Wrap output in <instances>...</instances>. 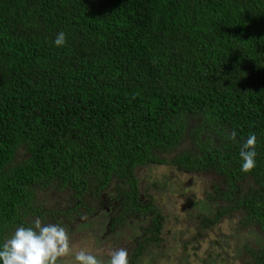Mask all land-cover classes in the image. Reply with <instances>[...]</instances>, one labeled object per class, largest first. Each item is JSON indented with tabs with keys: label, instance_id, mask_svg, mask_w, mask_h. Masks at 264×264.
Returning a JSON list of instances; mask_svg holds the SVG:
<instances>
[{
	"label": "trees",
	"instance_id": "obj_1",
	"mask_svg": "<svg viewBox=\"0 0 264 264\" xmlns=\"http://www.w3.org/2000/svg\"><path fill=\"white\" fill-rule=\"evenodd\" d=\"M147 163L211 174L198 223L236 214L255 242L243 264H264V0H0V246L107 205V231L151 216L139 254L161 227L134 176Z\"/></svg>",
	"mask_w": 264,
	"mask_h": 264
},
{
	"label": "rangeland",
	"instance_id": "obj_2",
	"mask_svg": "<svg viewBox=\"0 0 264 264\" xmlns=\"http://www.w3.org/2000/svg\"><path fill=\"white\" fill-rule=\"evenodd\" d=\"M186 142L187 139H183L180 148H184L183 144ZM134 176L140 192L144 195L142 197L151 200L159 213L161 227L157 239L136 254L138 246L135 244L141 241V235L144 234L141 232H145L150 225L151 216L147 214L133 219L129 217L115 225L113 232L107 231L110 212L107 205H101L102 207L89 215L76 216L69 223L71 230L67 233L73 253L83 249L98 258L109 260L108 253L111 250L124 248L128 251L130 264H243L245 255L241 250L245 244L254 246L255 242L252 233L239 225L236 214L223 216L210 226L198 223L200 212L207 214L209 207H215L212 204L209 207L203 205V199L212 193L211 174L183 173L171 169L170 165L147 163L137 166ZM108 192L115 202L111 187ZM37 196L46 200L50 206L51 200L56 199L53 206L61 211L70 202L64 191L50 192L45 196L38 191ZM98 204L97 200L92 205ZM103 206H106L107 211ZM208 216L212 217V213L209 212ZM259 237L264 242V238L260 235ZM235 247H239L241 254L234 255ZM133 253L136 255L131 261ZM60 262L76 264L74 255L65 257Z\"/></svg>",
	"mask_w": 264,
	"mask_h": 264
},
{
	"label": "clouds",
	"instance_id": "obj_3",
	"mask_svg": "<svg viewBox=\"0 0 264 264\" xmlns=\"http://www.w3.org/2000/svg\"><path fill=\"white\" fill-rule=\"evenodd\" d=\"M66 41V34L60 31L54 45L64 47ZM227 138L235 140L236 132L227 134ZM256 144V135L251 133L241 146V171L245 174L256 167ZM70 255H74L76 264H105L102 258L89 251L81 249L73 253L67 230L60 224H42L39 217L35 218L31 227H17L0 246L2 264H60L63 258ZM108 256L107 264H130L128 251L124 248L111 250Z\"/></svg>",
	"mask_w": 264,
	"mask_h": 264
}]
</instances>
